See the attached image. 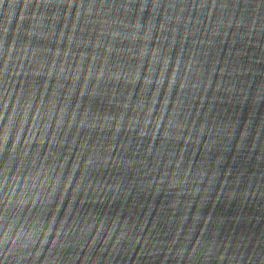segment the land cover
Instances as JSON below:
<instances>
[{
    "label": "water",
    "instance_id": "obj_1",
    "mask_svg": "<svg viewBox=\"0 0 264 264\" xmlns=\"http://www.w3.org/2000/svg\"><path fill=\"white\" fill-rule=\"evenodd\" d=\"M0 264H264V0H0Z\"/></svg>",
    "mask_w": 264,
    "mask_h": 264
}]
</instances>
